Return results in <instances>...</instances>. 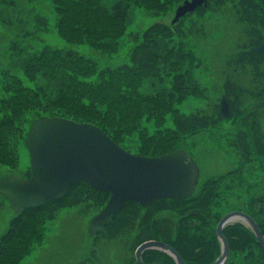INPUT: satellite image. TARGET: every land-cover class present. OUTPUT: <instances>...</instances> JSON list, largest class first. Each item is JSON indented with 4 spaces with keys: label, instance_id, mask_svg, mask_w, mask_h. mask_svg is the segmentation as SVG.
<instances>
[{
    "label": "trees",
    "instance_id": "16d2710c",
    "mask_svg": "<svg viewBox=\"0 0 264 264\" xmlns=\"http://www.w3.org/2000/svg\"><path fill=\"white\" fill-rule=\"evenodd\" d=\"M0 1L15 4L14 0ZM101 1L54 0L59 14L57 26L71 42H88L98 50L112 53L117 38L125 31L130 0H115L110 7ZM179 1L138 0L153 6L156 12L165 11ZM225 1L209 0L208 5L198 9L196 15L201 17L207 10L216 9V5ZM234 5L235 9L250 8L246 3L243 7L242 2L237 1ZM1 23L7 28L19 29L18 34L25 31L23 24L11 19L2 18ZM196 23L195 20L191 21L188 28L192 31ZM194 28L199 31L202 27L198 25ZM128 34L135 44L129 52L128 61L116 65L99 67L96 59L78 48L46 44L32 56L19 58L16 62L19 66H0L2 87L6 90L0 95V159L15 168L18 142L25 139L35 118L48 114L95 123L123 147L124 135L137 130L140 146L136 152L147 155L169 152L176 147L173 144L181 136L217 126L224 118L218 103L210 110L199 107L189 112L180 111L170 104L188 88L206 95L196 79L192 78V64H186L187 60H193V55L184 47L182 37L185 30L157 20L142 31H130ZM177 34L181 39H177ZM17 45L16 39L12 40L11 48L20 50L22 47ZM238 49L232 67L243 69L249 66L251 74L257 75L259 52L243 47ZM165 67L172 75L169 90H159L150 95L139 89L145 76H159L162 79L160 74ZM19 69L25 70L32 83L28 84L22 79L17 72ZM38 74L43 79H36ZM235 75L233 71L225 77L223 88L235 110L233 117H240L242 123V127L229 139L240 155L239 165L226 173L206 178L191 195L177 200L160 197L146 206L137 200H128L114 212L101 231L92 235V248L86 260L97 256L101 239L125 242L131 254L123 260V264H139L134 251L142 241L150 238L170 243L182 254L187 264H206L216 257L219 240L215 227L224 212L218 201L222 196L221 186L230 182L227 179L222 184L223 178L241 177L245 165L253 160L254 152L264 156L261 114L257 108L244 110L242 106L246 93L257 99L260 77H252V87L249 88L240 85ZM169 112L172 113L173 125L163 126ZM144 119L153 120L152 130L147 123H143ZM30 170L27 168L19 172L17 169L23 176H29ZM254 194L249 196L250 206H239V209L250 213L264 234V200L261 194ZM109 196L108 190L81 181L72 185L61 197L49 198L19 212L13 211L8 228L0 234V264H17L30 251L34 242L43 235L44 218H54L64 206L83 205L96 213ZM6 200L0 193V210ZM223 231L232 251L242 249L239 251L242 252L246 246L248 249L255 248L252 244L253 231L241 221L226 224ZM234 235L243 237L230 239ZM261 249L264 264V247L261 246ZM142 257L145 261L176 264L169 253L159 248L145 249Z\"/></svg>",
    "mask_w": 264,
    "mask_h": 264
},
{
    "label": "rangeland",
    "instance_id": "374dc122",
    "mask_svg": "<svg viewBox=\"0 0 264 264\" xmlns=\"http://www.w3.org/2000/svg\"><path fill=\"white\" fill-rule=\"evenodd\" d=\"M114 1L102 0L101 2L110 7ZM182 1L175 3L165 11L162 9L156 12L153 6L145 5L138 0H130L125 31L117 38L116 48L112 53L98 50L88 42L69 41L58 29L59 14L56 12L54 0H14L15 4L0 1V66L10 65L12 68L19 66V64L16 65L19 58L32 56L46 44L78 48L96 59L100 64L99 67L128 61L129 52L135 44L128 32L142 31L157 20L173 27L171 18L175 14L177 5ZM216 6V9L207 10L201 17L192 13L183 19L185 34L182 40L184 47L193 55V60H187L186 64H192V78L196 79L206 95L199 91L193 92L188 88L187 92H183L173 102H170L180 111L189 112L199 107L210 110L216 103L219 104L220 97L224 93V79L230 72H235L236 80L240 85L252 87L253 76L250 67L243 69L239 66L232 67L235 64L233 59L239 50L236 42L243 38L245 25L233 13L234 1L226 0ZM2 18L23 24L25 31L22 30L23 34H18L19 29L7 28L1 23ZM193 20L197 22V27L198 25L202 27L199 31L195 30L196 26L192 28L193 32L188 28ZM176 37L181 39L179 34ZM14 39H16L17 46L22 47L20 50L11 48ZM161 71L162 79L159 76H145L139 89L150 95H154L159 90L164 92L169 90L172 75L168 74V67ZM17 72L26 83H32L25 70L19 69ZM38 76L36 79H43L41 75L38 74ZM2 83L0 75V95L6 91ZM242 104L244 110L258 109L264 131V104L261 106L260 102V108H258L259 100L247 93L243 97ZM171 116V112L166 115L163 126L173 125ZM151 121L146 119L143 121L149 125L150 130L154 127V122ZM240 127H242L240 117H224L217 126L197 130L175 141L174 149L186 148L199 166L196 186L199 187L210 176L226 173L239 165L240 155L229 143V139ZM124 139V145L128 150L132 152L138 150L140 139L137 130L131 131L128 135L125 134ZM253 155V160L245 165L241 177L236 176L231 179L232 177L225 176L223 178L222 184L227 179L230 182L221 186L222 196L218 202L222 204V211L224 210L222 215L229 210L239 209V206H250L248 199L254 192V195L261 194L264 200V179H262L264 177V156L257 155L255 152ZM17 156L15 168L0 159V176L17 171V169L23 172L31 168L30 153L25 139L18 142ZM262 206L264 208V202ZM94 213L83 205L64 206L54 218H44L41 239L34 242L30 251L23 255L17 264H123V260L131 253L127 251L128 246L124 244L125 242L120 239H101L96 250L97 256H94L92 260H86L92 248L91 239H93L88 233V224ZM12 215L13 209L10 201L6 200L5 206L0 210V234L8 228Z\"/></svg>",
    "mask_w": 264,
    "mask_h": 264
},
{
    "label": "water",
    "instance_id": "95a60500",
    "mask_svg": "<svg viewBox=\"0 0 264 264\" xmlns=\"http://www.w3.org/2000/svg\"><path fill=\"white\" fill-rule=\"evenodd\" d=\"M202 3L207 4V0H183L177 5L172 22ZM263 48L264 41L250 47L255 51ZM219 111L224 117L234 115L225 92L219 100ZM25 143L30 153V175L23 176L12 171L0 176V193L10 201L13 211L19 212L49 198L61 197L72 185L81 181L108 190L110 196L107 202L90 218V235L101 231L114 212L128 200H137L142 206L160 197L177 200L193 193L199 177V166L184 147L159 155L132 152L95 123L59 115L35 118ZM235 221L247 224L264 247V234L256 219L245 210L232 209L217 222L215 230L222 250L210 264L226 262L229 243L223 227ZM148 248L164 250L176 264H187L174 246L158 238L146 239L136 247L135 257L139 264H163L143 259V251Z\"/></svg>",
    "mask_w": 264,
    "mask_h": 264
},
{
    "label": "flooded vegetation",
    "instance_id": "af4514ba",
    "mask_svg": "<svg viewBox=\"0 0 264 264\" xmlns=\"http://www.w3.org/2000/svg\"><path fill=\"white\" fill-rule=\"evenodd\" d=\"M208 1L209 0H207V4L202 3L196 6L195 9L187 11L185 14L180 16L179 19L176 20L175 22H172L171 20L173 27L176 28L180 27L181 31H184L183 19L191 15L192 13H196L198 9H201L203 6H207ZM232 1L242 2L243 7L246 3L250 7L248 8L246 6L244 9H242V7L241 9L236 8L234 9L233 13L236 14V18L240 19V21L243 22V24L245 25V28L243 30V38H241L240 41H237L236 45L238 48L243 47L245 49L251 50L250 47L252 45H257L262 41H264V0H232ZM258 52L259 54L256 62L258 65L259 72L257 73V75L252 74V76L260 77V81L258 83L259 93H257V99L259 100V104L257 107L260 108V102H261V106H263L264 104V48ZM242 60H244V58H242ZM244 225L248 227L247 224L244 223ZM242 237L243 235L241 236L234 235V236H230V239L231 238L240 239ZM217 238L219 240V252L216 255V257L213 258V260L209 261L206 264H210L211 262H213L221 253L222 250L221 241L218 236ZM252 244L254 245L255 248L248 249V246H246V248L242 252H239L242 249H235V251H232L231 246L229 244V255L224 264H262L263 263V251L261 249L262 245L257 240L255 234L252 239Z\"/></svg>",
    "mask_w": 264,
    "mask_h": 264
}]
</instances>
